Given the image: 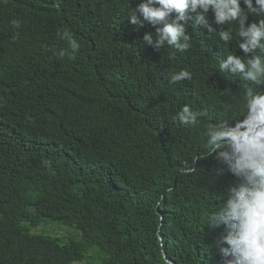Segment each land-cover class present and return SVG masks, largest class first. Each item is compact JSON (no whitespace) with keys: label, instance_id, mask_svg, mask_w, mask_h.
<instances>
[{"label":"trees","instance_id":"16d2710c","mask_svg":"<svg viewBox=\"0 0 264 264\" xmlns=\"http://www.w3.org/2000/svg\"><path fill=\"white\" fill-rule=\"evenodd\" d=\"M140 2L0 4V264H223V228L206 223L235 177L214 175L204 133L244 118V81L218 68L244 53L192 13L193 46L157 50L143 41L155 28L130 22ZM60 29L81 44L74 60L49 50L67 47ZM180 69L191 81L169 85ZM185 104L208 115L183 126Z\"/></svg>","mask_w":264,"mask_h":264},{"label":"clouds","instance_id":"9594fccd","mask_svg":"<svg viewBox=\"0 0 264 264\" xmlns=\"http://www.w3.org/2000/svg\"><path fill=\"white\" fill-rule=\"evenodd\" d=\"M8 2L0 0L3 5ZM243 4L246 8L241 7V0H141L131 9L129 18L133 25L150 24L155 28L154 33H145L143 41L157 50L171 48L184 53L193 46L187 33L186 13H192L195 23L210 36L218 35L226 47L238 39L244 55L233 51L218 68L244 81V118L235 119L234 125L222 119L209 124L204 133V155H213L222 165L214 175L230 173L235 177V186L208 216L206 225L210 229L223 228L215 242L223 264H264V89L255 87L264 85V0H243ZM209 12L214 17L211 23ZM249 13L261 17L259 22L247 23ZM21 24L18 18L10 21L13 29H19ZM214 25H227V29L217 30ZM57 36L67 47L49 49L53 56L74 60L80 42L68 29L58 30ZM19 37L16 31L12 39ZM191 79L190 71L180 69L169 73L168 83L175 85ZM207 115L206 110L185 104L173 120L186 127L196 126ZM45 164L50 166L48 161Z\"/></svg>","mask_w":264,"mask_h":264}]
</instances>
